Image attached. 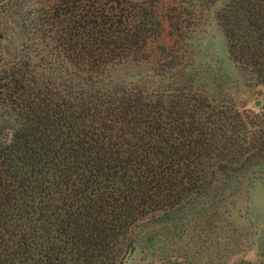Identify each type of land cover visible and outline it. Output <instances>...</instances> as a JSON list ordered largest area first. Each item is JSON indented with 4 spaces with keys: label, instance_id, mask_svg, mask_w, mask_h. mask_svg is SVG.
Returning a JSON list of instances; mask_svg holds the SVG:
<instances>
[{
    "label": "trees",
    "instance_id": "16d2710c",
    "mask_svg": "<svg viewBox=\"0 0 264 264\" xmlns=\"http://www.w3.org/2000/svg\"><path fill=\"white\" fill-rule=\"evenodd\" d=\"M161 3L0 0V264H122L144 223L264 172V127L218 91L105 79L160 38ZM216 19L264 84V0H227Z\"/></svg>",
    "mask_w": 264,
    "mask_h": 264
},
{
    "label": "rangeland",
    "instance_id": "374dc122",
    "mask_svg": "<svg viewBox=\"0 0 264 264\" xmlns=\"http://www.w3.org/2000/svg\"><path fill=\"white\" fill-rule=\"evenodd\" d=\"M226 1L162 0L160 38L141 59L110 67L105 79H136L138 86L147 83L158 91L174 88L175 80L177 85L185 78L196 80L240 112L253 113L264 127V84L239 69L216 19ZM172 12L180 18L182 34L172 48L177 51H166L175 57L163 58L158 46L172 42ZM213 202L193 203L169 221L144 223L136 248L122 264H264V172L245 174L235 190Z\"/></svg>",
    "mask_w": 264,
    "mask_h": 264
}]
</instances>
